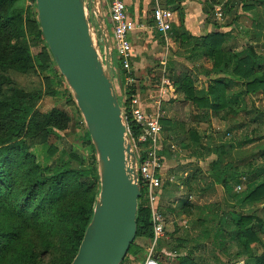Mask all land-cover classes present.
Masks as SVG:
<instances>
[{
	"label": "rangeland",
	"instance_id": "rangeland-1",
	"mask_svg": "<svg viewBox=\"0 0 264 264\" xmlns=\"http://www.w3.org/2000/svg\"><path fill=\"white\" fill-rule=\"evenodd\" d=\"M100 1L103 13L105 0ZM159 3L165 7L161 0ZM212 3L220 8V18L204 0L165 2L176 13L178 21V25H173L166 34L170 44L166 45V36L158 34L152 23L153 0L127 1L129 13L137 12L144 16L137 24L140 31L134 37L136 44H145L150 60L164 53L167 63H174L167 71L166 66L162 68L158 65L159 61L152 60L151 64L154 65L139 74L141 81L135 83L137 88L144 84L137 94L143 104H148L149 114L156 111L157 100L163 114L158 147L163 158L162 190L169 196H163L159 202L164 219L162 240L166 236V226L175 222L179 225L186 222L187 225L191 221L196 228L195 234L191 235L202 237L200 241L204 243L208 242L206 250H198L197 256L209 257L217 250L218 254L233 258L236 263L242 264L243 260L244 264H264L263 228L253 227L252 236L238 234L237 221L232 218V214H257L264 220V191L243 198L264 177L252 179L254 172L260 170L264 163V83L255 81L260 76L264 78V0H212ZM28 6L33 9L32 21L26 20ZM34 6L35 0H18L17 7L23 10L24 38L30 46V67L27 70L21 67L0 68V101L15 98L22 102L23 94L40 91V99L26 103L31 108V115H35L38 121H46L56 112L61 115L46 122L47 129L34 137L26 129L15 131L10 122L0 121V162L4 163L11 177L8 179L7 174L0 173L3 184L9 187L8 190L0 185V229L14 224L9 219H14L15 208L19 210L24 204L29 187L38 185L39 189L31 197L33 204L29 205L28 210L47 194L40 205L44 210H49L43 217L50 223L46 228L48 244L42 243L41 249L47 248L50 252L42 264H68L75 257L86 231L81 225H73L71 217L77 205L95 208L100 182L90 186L92 178L82 175L72 180L69 178L63 186L47 191L48 180L61 169L89 171L95 152L74 98L57 84L41 50L31 46L33 33L37 26L39 28ZM202 9L207 10L208 16L202 13ZM186 15L191 23L185 25ZM257 23L261 24L260 28L256 27ZM142 24L146 29L140 27ZM209 26L225 41L213 43L216 45L213 53L205 48L204 38L208 35L198 37L206 34ZM95 33L103 60L98 27H95ZM255 33L260 34L257 41L253 40ZM21 41L22 37L17 35L14 25L0 20V53L3 51L9 55L19 51ZM247 46L254 50L259 63L248 74V66L238 65L234 57L235 53ZM113 59L115 61L114 56ZM236 65L238 70L235 74L218 72L225 66L231 71ZM186 77L194 91H201L203 97L208 96L206 92L209 87L217 90L218 99L211 101L215 109H201L187 98L184 92ZM113 86L118 93L120 87L115 75ZM222 144L235 147L226 151L223 163L229 164L228 170L233 175L238 174V179L216 185L209 176V164L215 159L211 154L212 149ZM28 169L31 170L26 172ZM180 201L187 203L183 210L185 217H177L175 210H172ZM13 204L18 205L14 208ZM19 225L25 234L19 238L16 246H25L32 226L28 222ZM250 225L248 223L243 227ZM217 230L221 232L218 237L215 236ZM38 237L41 238V235L38 234ZM149 240L135 238L133 244L140 251L126 255L122 264L131 258L135 264H141L146 258L145 244ZM200 246L203 247V243ZM7 259L8 263L4 264H15L12 262L16 261V256L14 254Z\"/></svg>",
	"mask_w": 264,
	"mask_h": 264
},
{
	"label": "water",
	"instance_id": "water-1",
	"mask_svg": "<svg viewBox=\"0 0 264 264\" xmlns=\"http://www.w3.org/2000/svg\"><path fill=\"white\" fill-rule=\"evenodd\" d=\"M35 6L45 45L82 115L99 166V199L70 264H122L135 239L141 194L100 0H35Z\"/></svg>",
	"mask_w": 264,
	"mask_h": 264
},
{
	"label": "trees",
	"instance_id": "trees-1",
	"mask_svg": "<svg viewBox=\"0 0 264 264\" xmlns=\"http://www.w3.org/2000/svg\"><path fill=\"white\" fill-rule=\"evenodd\" d=\"M18 0H0V20H3L7 22V24H11L15 26V30L17 32L18 36L22 37V47L19 51H16L14 53H11L7 55L5 52L1 51L0 53V68H18L21 67L24 70H27L30 65V53H29V45L27 44V39L24 38V23L22 18L23 10L19 9L17 7ZM34 10H36V6H34ZM204 13L208 16L207 10H204ZM26 20L32 21L33 20V9L32 7L28 6L26 8ZM37 25V24H36ZM257 28L261 27V24L257 23ZM172 30V27L170 31ZM169 31V32H170ZM174 35V33H173ZM181 37L183 34L180 35ZM260 34L255 33L254 34V41H257ZM223 42L224 38L221 36H218L215 34H210L204 38V43L206 42V49L211 51L210 53H213L216 48L215 43ZM31 46L35 48H39L41 50V53L44 55L47 61V66L49 67V72L54 75V77L57 79V84L59 86H62V88L65 89V91H69L68 87L63 80L61 76H59V72L56 68V65L45 45L44 39L42 37V33L40 31V28H36V30L33 33ZM225 42V41H224ZM208 43V44H207ZM211 43V44H210ZM234 57L236 58V61H238V65L242 66H248L247 74L251 72L252 69H255L258 67L259 63L257 60V56L254 52V50L247 46L243 50L235 53ZM238 65L234 67L231 71H228L226 68L227 66L223 67L222 70H219V73H233L235 74L238 70ZM131 76V74H130ZM259 79V80H258ZM256 82L264 83V78L262 76L255 78ZM185 86H184V92L189 100L195 105H197L199 108L204 110L209 109H215V104L211 103V101L218 99L217 98V90L215 88H208L206 95L207 97H203L201 91L195 92L194 89L191 87V81L186 77L184 79ZM226 87V86H225ZM134 87L130 86L128 88V94L132 95L134 94ZM201 93V94H200ZM199 94V95H198ZM42 97V94L40 91L36 92H30L23 94V101L20 102L16 100L15 98H12L10 100L6 101H0V121H7L12 124V128L15 131L21 132L22 130H27L28 134L31 137L36 136L38 133L43 131L44 129H47V123L49 122L54 116L61 115L60 113L56 112L55 114H52L47 117V120L38 121L35 115H31V108L26 103L31 100H38ZM70 98V96H69ZM129 128L132 132L133 137H137L139 134L138 126L134 123H131L128 121ZM86 135H88V132L86 131ZM235 147L233 145H226L222 144L212 149L211 154L215 156V159L209 164V176L212 179V182L216 185H222L229 181L238 179V174L233 175L229 170V164L223 163V156L226 153V151L232 150ZM93 149V146H92ZM94 150V149H93ZM167 159L170 158V156H166ZM97 158L94 153L92 158V167H90L89 171L83 172V171H73L68 168L61 169L58 172L54 174L52 178H50L47 182V191H51L55 188H59L63 186V183H65L66 180L69 178L72 180L76 178L77 176L82 175H88L92 179L89 182L90 186L95 185L99 182V174L97 169ZM31 169H28L26 172H29ZM9 171L6 169V166L4 163L0 162V173L7 174L6 177L8 179H11L9 174L7 173ZM254 176L252 179H256V176H263L264 175V163L262 164L260 170L257 172L255 171ZM12 183V181H11ZM13 184V183H12ZM11 184L10 190H12L13 185ZM0 185H4L2 182V179H0ZM9 185V183H8ZM6 188L9 187L7 184L4 185ZM39 187L36 184H33L28 189V194L24 196V204L18 208L19 210H16V206L18 204H13V207L15 208L13 220L10 223L14 222V224L11 227H3L0 229V264H4L5 262L8 263L7 257H10L15 254L16 261L12 262L15 264H42L44 262V259L48 257L50 250L45 248L41 249L42 243L43 245H46V239L48 238V230L46 228L49 226V221L46 218H43L45 213L49 210H44L41 208V200L44 201L46 199V195L44 194V197L40 200V202H36L31 210H28L29 205L33 204V201H31V197L33 195H36V192L38 191ZM264 191V177H262L260 180L257 181L254 187H252L251 191L243 195V198H249L253 195H255L258 192ZM141 196L138 200V208H137V214H136V222H137V230L135 238L137 237H144V238H151L152 231H151V225L149 221L150 216V209L148 207L147 201L144 199L143 192L140 190ZM163 196L167 197L169 195L163 193ZM4 197V195H3ZM24 207L26 211H24ZM187 207V203L185 201H180L177 206L172 208V210H178L183 211ZM93 208H85L84 205H77L75 208V213L71 217V222H73V225H81L84 229L88 226L90 223L92 216H93ZM232 218L236 220V232L238 234H246L248 236H252L254 228H263L264 231V220L260 218L257 214L253 215H244V214H232ZM21 222H28L31 224L32 229L31 232H29L27 236V244L25 246H16V243L19 241V238H21L25 234V230L20 229V223ZM248 223H251V225L248 228H245L243 226L247 225ZM254 223V224H253ZM9 225V224H8ZM243 227V228H242ZM141 229L144 231L142 232ZM46 230V231H45ZM38 234L41 235V238L38 237ZM221 234V232L218 230L215 233V236L218 237ZM235 234H233L232 238L234 239ZM160 242V241H159ZM48 244V243H47ZM158 246V243H157ZM45 247V246H44ZM140 249L137 246H134L132 243L127 251V254H134L135 252H139ZM160 257H162L160 254H158ZM185 258L181 257L178 259L177 264H185ZM71 263V262H70ZM68 263V264H70ZM123 263V262H122Z\"/></svg>",
	"mask_w": 264,
	"mask_h": 264
},
{
	"label": "built area",
	"instance_id": "built-area-1",
	"mask_svg": "<svg viewBox=\"0 0 264 264\" xmlns=\"http://www.w3.org/2000/svg\"><path fill=\"white\" fill-rule=\"evenodd\" d=\"M204 1L211 6L216 17L220 18V8L215 6L212 0ZM104 6L105 10L102 16L109 32L111 64L114 75L120 83L119 92H116V94L121 109V117L136 159L138 188L139 191L143 192L144 199L150 209L152 236L145 244L146 258L141 264H158L156 245L164 235V219L159 207L163 181V158L160 156L158 147L163 114L160 111L158 100L156 101V105H158L156 111L149 114L148 107L142 103L137 93L128 94L127 88L134 82L130 76L132 48L129 36L136 27L129 18L125 0H105ZM151 17L157 32L166 35L170 31L173 14L169 10L161 8L157 4V0H155ZM92 21L94 26L97 27L95 19H92ZM108 26H110V30ZM98 37L101 41L100 33H98ZM128 121L138 126L139 134L137 137H133Z\"/></svg>",
	"mask_w": 264,
	"mask_h": 264
},
{
	"label": "crops",
	"instance_id": "crops-1",
	"mask_svg": "<svg viewBox=\"0 0 264 264\" xmlns=\"http://www.w3.org/2000/svg\"><path fill=\"white\" fill-rule=\"evenodd\" d=\"M127 1L128 0H125L126 8H127ZM173 1L174 0H161V3L165 6V7H162L159 3V0H157V4L161 8L167 9L173 14L172 26L178 25L177 16H176L175 12L171 11V9L165 5V2L167 4H170ZM153 3L155 6V0H153ZM154 6H153V8H154ZM204 10L205 9H202L203 14H205ZM127 12H128L130 20L133 22V24L136 27L135 30L129 36V40H130V44H131V48H132L130 74H131V77L134 81L132 84V86L134 87V92L139 93L142 91V87L144 86V84H142L141 88H137V86H135L137 84L136 82H138L137 80L141 81L140 78H138V75L143 74L145 69L151 68L154 65V63L151 64L152 60H153V62L159 61L158 65L162 68H164L166 66L167 71L169 70V68L171 66L174 65V63L173 62L167 63V60L165 58L164 53L161 54L160 56H156V57L153 56L152 60L149 59L150 54L147 53L145 44L137 45L135 42V38H134L137 31H140L137 24H138V22H140V20L144 19V16H140L137 12H135L134 14L129 13L128 8H127ZM151 15H152V11H151ZM151 19H152V17H151ZM152 23H153V20H152ZM187 23H191V22H190V18H188L186 15L184 17V24L186 25ZM140 27L142 29L145 28L143 24ZM203 28H204V26H203ZM207 31L208 32L206 34H202L198 37H202V36H206V35L216 33L215 31H212V28L210 26L207 28ZM157 33L160 34L159 32H157ZM160 35H162L164 37L166 36L165 38H166V40H168V42L166 43V45H167L169 43V39L167 38V35H163V34H160ZM168 45H170V44H168ZM167 53H168V51H167ZM174 55H176L175 51H174ZM171 56H172V53H171ZM172 60H170V61H172ZM119 86H120V83H119ZM122 86H123V84H122ZM145 105H148V104H145ZM162 197H163V190L161 192V198ZM161 198H160V200H161ZM175 212H176L177 217L180 215L181 216L184 215V213H183L184 211L181 212V211L175 210ZM183 217H185V216H183ZM192 223L190 221L187 225H186V222L182 225H179L175 222V223L171 224V226H166V228H165L166 236L163 238L164 240L160 239L159 240L160 242H158V246L156 245V255H157L158 264H177L178 259L181 257L185 258V260H186L185 264H240L239 262L236 263L233 258H226L222 254H218L217 250L213 251V253L209 257H207V256L204 257L202 255H201V257L197 256L198 250L204 249L208 245V242L204 243V242L200 241L202 239V237L197 238L196 236L193 237L191 235L193 233L195 234V232H196V228L193 227ZM201 231L203 232V230H201ZM201 231H200V233H201ZM203 240H204V237H203ZM198 243L200 245L203 243V247L200 245L195 247V245H198ZM210 249H211V246H210ZM205 250H206V248H205ZM158 254H160L162 257H160ZM165 259H166V261H163ZM165 262H168V263H165ZM126 264H135V262L131 258ZM242 264H244L243 260H242Z\"/></svg>",
	"mask_w": 264,
	"mask_h": 264
}]
</instances>
